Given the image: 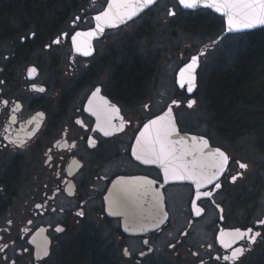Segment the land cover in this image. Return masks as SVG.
Returning <instances> with one entry per match:
<instances>
[{
	"label": "flooded vegetation",
	"instance_id": "af4514ba",
	"mask_svg": "<svg viewBox=\"0 0 264 264\" xmlns=\"http://www.w3.org/2000/svg\"><path fill=\"white\" fill-rule=\"evenodd\" d=\"M64 1L0 0V264H71L78 246L104 264H264V107L254 120L222 119L200 83L207 61L211 74L226 62L228 48L217 45L231 34L209 43L224 18L215 14L222 26L210 35L194 15L209 9L157 0L89 38L85 55L72 38L95 26L108 0ZM201 48L196 86L179 85L180 67ZM170 106L203 144L185 146L180 180L136 150L143 127ZM217 149L228 159L209 183L214 168L202 165L220 162L209 155ZM134 177L163 202L162 222L138 234L107 210L114 184ZM161 236L167 253L156 256Z\"/></svg>",
	"mask_w": 264,
	"mask_h": 264
},
{
	"label": "water",
	"instance_id": "95a60500",
	"mask_svg": "<svg viewBox=\"0 0 264 264\" xmlns=\"http://www.w3.org/2000/svg\"><path fill=\"white\" fill-rule=\"evenodd\" d=\"M157 0H153V2L145 7L136 8L135 14L131 16V18H127L124 16L123 19L112 18L109 20L97 21L95 17L101 15L104 11L108 10L109 5L112 3V0H108L105 7L95 14V26L90 30H80L77 33L81 34L77 36L75 34L76 43H74V47L77 50L79 47L80 53L85 52L87 40L90 38H94L102 34L107 28L118 27L129 20L133 19L137 15H139L143 10L155 4ZM133 4L142 3V0H131ZM179 2V0H178ZM213 2H219V0H201L200 4L196 8H187L190 10L195 9H209L212 12L222 16L225 21V28L221 32V34L215 39L209 41V43H216L221 40L224 36L231 33H239L250 31L254 29H258L264 27V24H254L250 28H242V27H234L231 31L229 30L228 17L224 14L223 10L217 11L215 8L208 7L206 5L211 4ZM183 6V5H182ZM184 7V6H183ZM100 25L98 27L97 25ZM103 29L102 31L100 29ZM88 33H93V35L89 36ZM205 50L203 48L200 51L193 55L189 61L183 64L177 74V80L179 85L187 84L189 87L193 88L197 84V69L199 66V56L203 54ZM197 58V64L194 69L189 72L186 71L187 66L191 64L192 58ZM181 72H184V75L181 76ZM160 117H164L163 121L156 126H152L149 128V132L145 133V127L150 125V122L153 120H159ZM157 128L161 130L167 129L171 131V135L168 137L170 141V149L173 152V156L169 158V160L165 161L162 159H154L151 156H146V158L150 159L152 162H157L163 169H167L172 175L173 179L180 180L182 175L183 168V150L185 146L188 145L189 149L193 150V148H199L202 144L201 138H199L195 134L185 133L179 129V126L176 121L175 113L173 108L170 106L161 114L152 118L142 129L139 134L138 141L140 143L136 144V150L142 149H150L152 147V143L154 140V132ZM174 129V131H172ZM144 133L142 136L141 134ZM158 147V145H157ZM188 148V147H187ZM205 151H210L211 148H205ZM190 159L191 157L188 156ZM176 170V174H174L173 170ZM214 171L217 172V169L214 168ZM221 171V169H220ZM219 171V173H220ZM107 210L108 213L112 216H119L122 219V226L126 232L129 233H143L148 230H153L154 227L159 225L163 220V202L158 191H153L145 187L144 182L140 178H132L128 179L124 182H119L118 184H114L108 199H107Z\"/></svg>",
	"mask_w": 264,
	"mask_h": 264
},
{
	"label": "trees",
	"instance_id": "16d2710c",
	"mask_svg": "<svg viewBox=\"0 0 264 264\" xmlns=\"http://www.w3.org/2000/svg\"><path fill=\"white\" fill-rule=\"evenodd\" d=\"M12 4L52 7L66 4V1L59 0L57 3L54 0H26V3H23L21 0H13ZM18 13L19 11L15 9L12 11L13 15ZM194 13L200 17L198 23L210 26V35L220 30L222 20L215 15L216 13L210 10ZM232 34L245 35L246 43L232 63L226 59L225 64L229 65L223 69L222 66L220 69L216 68L215 72L206 78L205 83L211 86L210 98L220 118L254 120L260 116L264 107V27ZM242 123L244 122L235 123L236 126H234L238 128ZM67 260L71 264H104L103 257L89 256L79 246L76 250L69 252Z\"/></svg>",
	"mask_w": 264,
	"mask_h": 264
},
{
	"label": "snow or ice",
	"instance_id": "6c2138e0",
	"mask_svg": "<svg viewBox=\"0 0 264 264\" xmlns=\"http://www.w3.org/2000/svg\"><path fill=\"white\" fill-rule=\"evenodd\" d=\"M153 0H142V3L133 4L131 0H112V3L109 5L108 10L101 13V15L95 17L97 21L109 20L112 18L123 19L124 16L127 18H131L132 15L135 14L136 8H142L149 4H151ZM201 0H179V3L187 8H196L200 4ZM208 7L215 8L217 11L223 10L224 14L228 17L229 30L231 31L234 27H242V28H250L254 24H264V0H219V2H213L211 4L206 5ZM174 15V13H170ZM100 27V25H97ZM103 30L102 28L100 29ZM81 34L77 33V36ZM87 35L91 36L93 33H88ZM73 43H76V38H72ZM54 43H59V40L54 41ZM79 47H77V51H79ZM85 55L90 53L84 52ZM197 64V58L193 57L191 64L187 66L186 71L191 72ZM32 71H35L33 69ZM184 75V72H181V76ZM191 90V89H189ZM99 91V90H97ZM5 104L7 101L4 102ZM194 103V102H192ZM191 106V104L189 105ZM165 118L160 117L159 120H153L150 122V125L145 127V133L149 132V128L152 126H156L163 121ZM174 131V129H172ZM107 134V133H105ZM142 136L144 133L141 134ZM171 135V131L164 129L161 130L157 128L154 132V140L152 143V147L146 152L147 155L151 156L154 159H162L169 160L170 157L173 156V152L170 149V141L168 137ZM139 144L140 141H137ZM158 145V147H157ZM204 146L207 147V142H204ZM212 157L219 158V163L212 161L208 164L202 165V168H219L223 169L224 162L227 161L228 157L217 149L214 153L209 154ZM141 157L138 156L137 159ZM240 168H247V165L244 163L239 164ZM174 174H176V170L174 169ZM218 172H212L211 175L203 177L207 180V182L211 183L213 179L218 177ZM236 177H233L235 180ZM219 187V184L215 185ZM39 207V205H38ZM78 215H83V212L78 213ZM264 223V222H262ZM57 231H62V229H57ZM251 231V230H249ZM236 235L242 236L244 234L240 233L237 230ZM259 235V233H257ZM254 239V238H253ZM226 247L230 246L229 244H225ZM243 253V249H236L233 252V258H238L239 255ZM127 255V251L125 252ZM227 259V257H226Z\"/></svg>",
	"mask_w": 264,
	"mask_h": 264
},
{
	"label": "rangeland",
	"instance_id": "374dc122",
	"mask_svg": "<svg viewBox=\"0 0 264 264\" xmlns=\"http://www.w3.org/2000/svg\"><path fill=\"white\" fill-rule=\"evenodd\" d=\"M197 14V13H196ZM196 14H194V15H196ZM206 19L208 18L207 16H204ZM204 22V21H203ZM190 33V32H189ZM193 41V42H192ZM197 41V44H198V47L197 48H199L200 47V44L202 43V40H200V39H192L191 41L189 40V42L190 43H194V42H196ZM246 43V36L245 35H241V34H232V35H230L229 37H227L226 39H224L223 41H221L218 45H217V48L218 49H226V48H228V53H227V51H225V60L226 59H228L231 63H232V61L234 60V58H236V56L238 55V53H239V51H240V49L242 48V46L244 45ZM206 64H208V61H207V63ZM206 64L205 65H203V67H202V73H201V81H200V83H201V85L202 84H207V83H205V82H207V80H206V78H208L209 77V74L208 73H210L209 71H206L205 70V66H206ZM221 66H222V69L223 68H226L227 67V65L225 64V61H224V59H222L221 61H220V64H219V66H218V68L217 69H220L221 68ZM164 69H166V67L164 66ZM203 72H204V74H203ZM215 72V71H214ZM207 73V74H206ZM211 74V73H210ZM162 85H165V86H171L170 85V80H168V81H165V83H164V81H163V83H161ZM171 84H172V81H171ZM167 241H168V239H166V238H163L162 236L161 237H158L157 239H156V245H157V250H156V256H159V255H164V254H166L167 253V248L166 247H164L165 245H166V243H167ZM160 246H163V247H160Z\"/></svg>",
	"mask_w": 264,
	"mask_h": 264
},
{
	"label": "bare ground",
	"instance_id": "6f19581e",
	"mask_svg": "<svg viewBox=\"0 0 264 264\" xmlns=\"http://www.w3.org/2000/svg\"><path fill=\"white\" fill-rule=\"evenodd\" d=\"M229 35V34H228ZM225 37V36H224Z\"/></svg>",
	"mask_w": 264,
	"mask_h": 264
}]
</instances>
